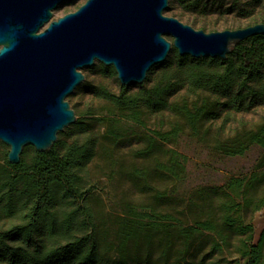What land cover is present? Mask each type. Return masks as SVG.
Wrapping results in <instances>:
<instances>
[{
	"label": "trees",
	"instance_id": "16d2710c",
	"mask_svg": "<svg viewBox=\"0 0 264 264\" xmlns=\"http://www.w3.org/2000/svg\"><path fill=\"white\" fill-rule=\"evenodd\" d=\"M221 1L169 0L167 10L180 6L190 13L205 14ZM238 9V1L233 0L226 12ZM170 53L134 89L120 85L118 92L113 93L84 78L76 89L102 101L106 116L89 118L94 112H75V122L58 133L48 150H33L29 154L30 146H26L15 165L7 162L8 151L0 154V216L20 221L0 229V263L222 264L229 263L225 255L234 248L245 258V264H264V229L252 244V225L234 216L252 203L245 194L260 181L254 174L245 180L226 182L206 198L208 210L202 213L192 207L163 210L159 203L172 201L158 191L141 203L120 200L116 205L118 212L108 219L85 203L73 204L83 200L81 171L95 157L98 147L109 157L111 147L125 141L134 129L145 127L146 115L170 112L192 136L198 137L201 125L218 118L222 106L235 107L246 100L264 102V35L235 45L225 61L179 56L174 48ZM100 70L106 74L113 72L112 67L102 64ZM181 89L194 95L195 100L171 101ZM95 121H100L101 138L107 145L98 144V134L92 132ZM182 129L177 123L165 132L152 131L146 148L138 155L153 158L163 144L175 141ZM73 136L68 143L66 139ZM251 146L264 149V118L256 130L245 134L244 142L220 143L217 149L235 156L244 154ZM155 163L158 172L179 178L184 160L170 152L167 164L158 159ZM146 175L145 171H138L136 176L145 180ZM212 196L219 199L215 208ZM240 197L241 203L236 202ZM242 235H247L246 241L234 246L232 239Z\"/></svg>",
	"mask_w": 264,
	"mask_h": 264
},
{
	"label": "water",
	"instance_id": "95a60500",
	"mask_svg": "<svg viewBox=\"0 0 264 264\" xmlns=\"http://www.w3.org/2000/svg\"><path fill=\"white\" fill-rule=\"evenodd\" d=\"M0 0V142L15 165L22 149L48 150L76 115L66 98L84 81L82 68L112 67L121 86L141 85L171 48L179 56L225 61L231 48L264 23L206 33L163 15L169 0ZM47 25L43 30L41 28Z\"/></svg>",
	"mask_w": 264,
	"mask_h": 264
},
{
	"label": "rangeland",
	"instance_id": "374dc122",
	"mask_svg": "<svg viewBox=\"0 0 264 264\" xmlns=\"http://www.w3.org/2000/svg\"><path fill=\"white\" fill-rule=\"evenodd\" d=\"M85 1L73 0L59 5L52 11L50 20L74 12ZM232 1L216 2L205 14L190 13L176 6L170 11L164 10L163 15L179 18L182 23L206 33L244 28L264 21V0H257V4H253L251 0H235L238 1L240 10L227 13L226 8ZM170 55L171 53L168 56ZM100 65L95 62L92 66L80 70L85 76V81L103 85L109 91L117 93L120 83L114 70L109 74L102 73ZM151 83L152 81L146 85ZM133 86L130 85L131 89H134ZM195 98L185 89H181L170 100L191 103ZM66 101L77 114L82 115L90 110L94 115L89 118H102L107 115L104 103L82 90L75 89ZM220 109L218 118L201 125L198 137L192 136L182 121L170 112L146 115L145 127L134 129L133 134L125 141L115 148L111 147L109 157L98 147L95 157L81 171L83 200L73 201V204L77 206L85 203L92 211L108 219L118 212L116 205L120 200L141 203L147 201L152 192L158 191L163 192L167 195V200L172 201L159 203L161 209L169 211L174 208L178 210L192 207L191 209H197V213H202L208 210L206 198L222 188L226 182L245 180L254 174L260 181L255 189L245 194L252 203L234 216L245 224L252 225V244H255L264 229V149L251 146L242 155L228 156L219 151L217 146L220 143L235 145L244 142L245 134L256 130L264 118V102L246 100L242 105L230 108L222 106ZM99 123L100 121H95L92 132L98 134V144L107 145L101 138L103 128ZM177 123L183 128L182 133L175 141L163 144L158 155L155 154L153 158H141L138 155V151L146 148L147 137L152 131L165 132ZM73 138L74 136L67 138L66 141L69 143ZM81 139L82 136L79 137V140ZM8 149V146L0 142L1 155L6 154ZM33 150L30 146L27 151L30 154ZM170 152H176L184 160L179 178L156 170L155 160L167 164ZM138 171L148 173L145 180L137 178ZM219 193L222 194L220 191ZM212 200L215 208L219 199L212 196ZM241 201L242 197L236 199L238 203ZM19 222L18 219L0 216V229ZM106 224H109L108 220ZM246 238L247 235L234 237L232 243L234 246L239 245L241 241H246ZM225 257L229 263L222 264H245V258L234 248H231L230 254L227 253Z\"/></svg>",
	"mask_w": 264,
	"mask_h": 264
}]
</instances>
